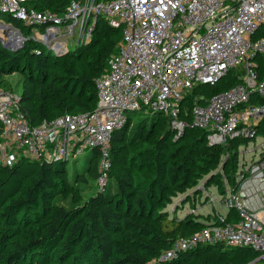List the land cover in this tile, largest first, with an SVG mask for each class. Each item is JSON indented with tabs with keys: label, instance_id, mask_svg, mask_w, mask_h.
Returning a JSON list of instances; mask_svg holds the SVG:
<instances>
[{
	"label": "trees",
	"instance_id": "1",
	"mask_svg": "<svg viewBox=\"0 0 264 264\" xmlns=\"http://www.w3.org/2000/svg\"><path fill=\"white\" fill-rule=\"evenodd\" d=\"M72 1L27 4L63 13ZM0 19L17 28H33L1 9ZM262 37L264 23L253 36ZM122 38L123 29L100 16L92 38L75 44L73 51L56 53L31 37L13 50L0 42V88L15 92L9 75L20 74L17 111L33 125L66 113L92 111L98 103L97 78L118 52ZM259 62L262 74L261 58ZM242 73L240 67L231 69L215 84L194 86L183 100V117L191 119L196 103L205 104L212 95L243 82ZM252 102L264 103V97L254 95ZM135 112L127 113L126 121L114 130L112 167L104 189L97 186L98 147L90 149L82 170L76 165L68 168L70 159L51 162L26 156L0 166V264H245L257 256L247 247L203 244L172 260H159L178 238L210 222L192 214L178 217L180 207L173 212L168 208L173 197L198 188L204 179L221 185L223 156L235 149L223 168L231 177L241 141L209 145L207 131L196 127L174 138L167 114L157 111L135 118ZM259 133L264 134V119ZM188 202L194 204L187 196L181 208ZM230 248L234 256H211Z\"/></svg>",
	"mask_w": 264,
	"mask_h": 264
},
{
	"label": "built area",
	"instance_id": "2",
	"mask_svg": "<svg viewBox=\"0 0 264 264\" xmlns=\"http://www.w3.org/2000/svg\"><path fill=\"white\" fill-rule=\"evenodd\" d=\"M27 2L0 0L1 10L39 33L25 35L0 19L8 28L3 36L14 47L32 37L63 53L71 42L91 39L100 16L121 27L123 38L97 78L98 103L92 111L66 113L33 125L17 111L20 95L0 88V166L21 156L69 160L98 147L97 186L104 189L112 166L114 130L131 111H161L171 119L174 138L196 127L207 131L209 145L241 142L231 177L223 168L235 149L223 156L221 185L207 186L206 179L184 197L192 195V212L202 207L200 200L212 206L211 221L178 238L159 260H172L199 245L222 244L250 248L257 256L245 264H264V141L257 144L264 137L259 133L264 103L252 102L254 95L264 97V37L253 38L264 23V0H73L63 13L41 11ZM239 67L243 82L212 95L205 104L196 103L191 119L183 117L182 103L190 89L215 84Z\"/></svg>",
	"mask_w": 264,
	"mask_h": 264
},
{
	"label": "rangeland",
	"instance_id": "3",
	"mask_svg": "<svg viewBox=\"0 0 264 264\" xmlns=\"http://www.w3.org/2000/svg\"><path fill=\"white\" fill-rule=\"evenodd\" d=\"M31 1V0H30ZM30 28V27H29ZM29 28H23L22 31L23 33H25L28 36H34L35 34L38 35L39 33H37L36 29H29ZM29 32V34H27ZM37 37V36H35ZM70 48L73 51L75 49V43L71 42L70 43ZM9 78L11 79L15 92H17L18 94L21 92V85L19 84V80L21 79V76L19 73H13L12 75H9ZM143 113V111H136L135 113H133L135 115V118L138 117V114ZM262 141H264V137H259L257 139V144H260ZM253 144V143H252ZM253 146V145H252ZM90 149L86 150L84 153H82L81 155H76L74 157H72L68 163V168H72L74 165H76L79 170H82L84 167V164L86 163L87 157L90 153ZM120 157L124 158V150H122V153L120 155ZM112 167V166H111ZM116 169V167H115ZM206 179L201 180L200 183L198 184V187L203 186V182H205ZM207 186L211 185V182L208 184H205ZM213 186H211L212 188ZM210 188V189H211ZM192 192V190L188 191V192H184V193H179L178 195L173 197L172 202L169 204L168 208L171 212L175 211L177 208H179L178 212H177V216L180 218H185L186 216H189V214L192 215H196V218H201L202 220H207L208 222L211 221V219L213 218L214 214H215V210L212 206L206 204L205 202H202L200 200V205L202 207H200L199 209H196L195 212H192V210L195 208V205L192 202H188L187 204H185V206H180V204L182 203V198H184L188 193ZM190 197L192 198V195H190ZM231 251H228V253H224V254H211V256H213L214 258H218V257H224L225 255L227 256H234L235 252L234 249H231Z\"/></svg>",
	"mask_w": 264,
	"mask_h": 264
},
{
	"label": "water",
	"instance_id": "4",
	"mask_svg": "<svg viewBox=\"0 0 264 264\" xmlns=\"http://www.w3.org/2000/svg\"><path fill=\"white\" fill-rule=\"evenodd\" d=\"M5 33H6V31H4V34H5ZM4 34H3V35H4ZM3 35L0 34V42H2V44H3L6 48L13 50L14 45H12V44L10 43V41H7ZM29 38H30V37H29ZM29 38H28V39H29ZM31 38H32V37H31ZM21 47H23V46H21ZM21 47H19V48H21ZM180 137H181V136H180ZM4 166L6 167V166H9V165H4ZM208 183H209V182H208V180H207V181H206V184H208ZM197 191H198V190H196L195 192H197ZM186 199H187V198H183V199H182V202H185Z\"/></svg>",
	"mask_w": 264,
	"mask_h": 264
},
{
	"label": "bare ground",
	"instance_id": "5",
	"mask_svg": "<svg viewBox=\"0 0 264 264\" xmlns=\"http://www.w3.org/2000/svg\"><path fill=\"white\" fill-rule=\"evenodd\" d=\"M8 30L7 26L0 22V34L3 35L5 30Z\"/></svg>",
	"mask_w": 264,
	"mask_h": 264
}]
</instances>
